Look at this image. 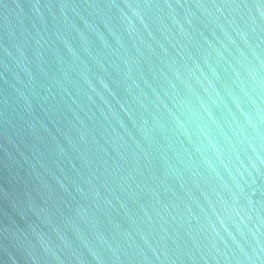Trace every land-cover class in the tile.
Returning <instances> with one entry per match:
<instances>
[{
  "label": "water",
  "instance_id": "1",
  "mask_svg": "<svg viewBox=\"0 0 264 264\" xmlns=\"http://www.w3.org/2000/svg\"><path fill=\"white\" fill-rule=\"evenodd\" d=\"M0 264H264V0H0Z\"/></svg>",
  "mask_w": 264,
  "mask_h": 264
}]
</instances>
